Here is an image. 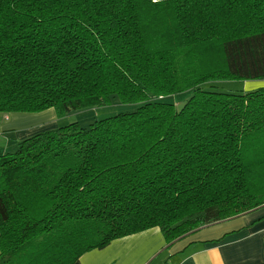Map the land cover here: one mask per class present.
Wrapping results in <instances>:
<instances>
[{
	"label": "trees",
	"instance_id": "obj_1",
	"mask_svg": "<svg viewBox=\"0 0 264 264\" xmlns=\"http://www.w3.org/2000/svg\"><path fill=\"white\" fill-rule=\"evenodd\" d=\"M221 80H264V0H0V122L137 105L0 154V264L156 226L172 243L264 204V87L202 86Z\"/></svg>",
	"mask_w": 264,
	"mask_h": 264
},
{
	"label": "crops",
	"instance_id": "obj_2",
	"mask_svg": "<svg viewBox=\"0 0 264 264\" xmlns=\"http://www.w3.org/2000/svg\"><path fill=\"white\" fill-rule=\"evenodd\" d=\"M262 84L264 80H249ZM54 108L11 112L0 122V148L58 125ZM18 145V144H17ZM17 147V146H16ZM264 261V204L167 243L160 227L114 239L74 264H259Z\"/></svg>",
	"mask_w": 264,
	"mask_h": 264
},
{
	"label": "rangeland",
	"instance_id": "obj_3",
	"mask_svg": "<svg viewBox=\"0 0 264 264\" xmlns=\"http://www.w3.org/2000/svg\"><path fill=\"white\" fill-rule=\"evenodd\" d=\"M253 83L252 81L249 82L243 80H221L215 82H208L203 84V88L205 89H215L220 91H227V92H242L247 90L256 89L259 87H264V82L260 84H250ZM193 91L192 89L185 90L176 94H171L164 97V100L168 102L174 103L177 107H181L185 104V102L191 97ZM162 98V97H161ZM137 108L136 104H126L120 101V99L115 96L112 104L105 105V106H95L80 110H73L70 113L66 114L63 117H58L56 112V120L58 125L54 128L59 126L71 123V122H79L84 127H89L90 124L99 120L104 117L112 116L121 112H130ZM6 114H3L5 116ZM52 129V128H46ZM18 141V140H17ZM12 140L11 144L9 145V151L6 152H14L18 148V142ZM17 146V147H16ZM3 148H0V154H2ZM224 220V219H223Z\"/></svg>",
	"mask_w": 264,
	"mask_h": 264
},
{
	"label": "built area",
	"instance_id": "obj_4",
	"mask_svg": "<svg viewBox=\"0 0 264 264\" xmlns=\"http://www.w3.org/2000/svg\"><path fill=\"white\" fill-rule=\"evenodd\" d=\"M170 264H177V263H170Z\"/></svg>",
	"mask_w": 264,
	"mask_h": 264
}]
</instances>
